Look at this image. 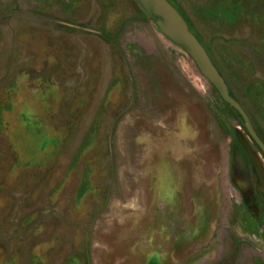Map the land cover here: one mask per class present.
<instances>
[{"label": "rangeland", "instance_id": "rangeland-1", "mask_svg": "<svg viewBox=\"0 0 264 264\" xmlns=\"http://www.w3.org/2000/svg\"><path fill=\"white\" fill-rule=\"evenodd\" d=\"M168 1L264 135V0ZM0 264H264V155L134 0H0Z\"/></svg>", "mask_w": 264, "mask_h": 264}, {"label": "water", "instance_id": "water-1", "mask_svg": "<svg viewBox=\"0 0 264 264\" xmlns=\"http://www.w3.org/2000/svg\"><path fill=\"white\" fill-rule=\"evenodd\" d=\"M134 1L146 14L159 20L164 34L188 53L201 72L216 87L223 100L240 113L250 137L264 153V142L257 134L251 118L243 106L231 95L225 79L213 63L205 47L190 30L183 15L168 0Z\"/></svg>", "mask_w": 264, "mask_h": 264}, {"label": "trees", "instance_id": "trees-1", "mask_svg": "<svg viewBox=\"0 0 264 264\" xmlns=\"http://www.w3.org/2000/svg\"><path fill=\"white\" fill-rule=\"evenodd\" d=\"M171 3L174 5V7L182 14V12L180 11V9L171 1ZM183 15V17L185 18V20L187 21V18L184 16V14H182ZM191 30V29H190ZM192 32H193V30H191ZM198 38V37H197ZM199 39V38H198ZM199 41H200V39H199ZM206 50H207V52H208V54H209V56L211 57V59H212V61H213V63L216 65V67H217V69L219 70V72H220V74L223 76V78L225 79V82L227 83V85H228V87H229V90H230V92H231V95L243 106V108L246 110V112L248 113V115H249V117L251 118V121H252V123H253V125H254V128H255V130H256V132H257V134L259 135V137L262 139V141L264 142V135H262V133H261V130L259 129V127H258V125L256 124V122H255V120H254V118H253V116H252V114H251V112L248 110V108L245 106V104L240 100V98H238V96L236 95V93H235V89H234V80L232 79V77H230V75H228V74H226L222 69H221V67H220V65H218V63L216 62V60L214 59V55H213V51H212V49L210 48V47H207L206 48ZM250 91L251 92H254V86H251V88H250ZM233 111H235L237 114H238V116L242 119V120H244L243 118H242V116L240 115V113L236 110V109H234L230 104H228V103H226ZM249 134V133H248ZM250 136V135H249ZM252 139V138H251ZM253 140V139H252ZM254 141V140H253ZM255 142V141H254ZM255 144L257 145V143L255 142ZM258 146V145H257ZM259 147V146H258ZM259 149H260V147H259ZM260 151L263 153V151L260 149ZM263 155H264V153H263Z\"/></svg>", "mask_w": 264, "mask_h": 264}]
</instances>
